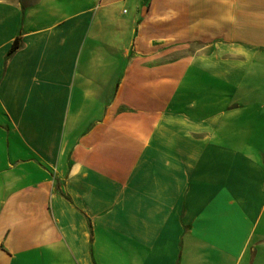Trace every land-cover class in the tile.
Instances as JSON below:
<instances>
[{"label": "crops", "instance_id": "1", "mask_svg": "<svg viewBox=\"0 0 264 264\" xmlns=\"http://www.w3.org/2000/svg\"><path fill=\"white\" fill-rule=\"evenodd\" d=\"M0 264H264V0H0Z\"/></svg>", "mask_w": 264, "mask_h": 264}, {"label": "trees", "instance_id": "2", "mask_svg": "<svg viewBox=\"0 0 264 264\" xmlns=\"http://www.w3.org/2000/svg\"><path fill=\"white\" fill-rule=\"evenodd\" d=\"M18 46H19V40L17 39V40L15 41V43H14V45H13L11 51L13 52L14 50H16Z\"/></svg>", "mask_w": 264, "mask_h": 264}]
</instances>
